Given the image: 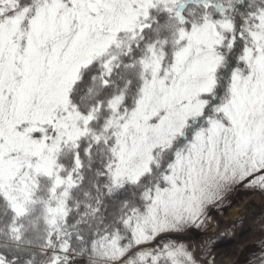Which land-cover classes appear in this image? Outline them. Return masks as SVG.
<instances>
[{"label": "snow or ice", "instance_id": "snow-or-ice-1", "mask_svg": "<svg viewBox=\"0 0 264 264\" xmlns=\"http://www.w3.org/2000/svg\"><path fill=\"white\" fill-rule=\"evenodd\" d=\"M238 190L264 197V0H0V264H233Z\"/></svg>", "mask_w": 264, "mask_h": 264}, {"label": "rangeland", "instance_id": "rangeland-1", "mask_svg": "<svg viewBox=\"0 0 264 264\" xmlns=\"http://www.w3.org/2000/svg\"><path fill=\"white\" fill-rule=\"evenodd\" d=\"M251 197L264 205V197H262L258 192L238 190L228 197V201L230 202L229 206H225L220 210L213 209L210 213L212 220L218 224L220 232H223L225 229H229L237 221L243 219V229L237 232V241L245 240L246 243L242 246L233 243L232 248L235 249V255L232 257L233 264L236 262L237 256L246 245L259 241L260 239V236H254V233H257L260 224L264 222V216H251L249 213V206H247L248 210L245 211V213H241L242 211L239 212L240 215L236 219H233L228 213L229 210L235 207L240 209L244 208L246 206V201Z\"/></svg>", "mask_w": 264, "mask_h": 264}, {"label": "water", "instance_id": "water-1", "mask_svg": "<svg viewBox=\"0 0 264 264\" xmlns=\"http://www.w3.org/2000/svg\"><path fill=\"white\" fill-rule=\"evenodd\" d=\"M246 206H249V213L251 216H264V205L256 201L253 197L246 201Z\"/></svg>", "mask_w": 264, "mask_h": 264}, {"label": "trees", "instance_id": "trees-1", "mask_svg": "<svg viewBox=\"0 0 264 264\" xmlns=\"http://www.w3.org/2000/svg\"><path fill=\"white\" fill-rule=\"evenodd\" d=\"M258 241L249 243L248 245L243 248V250L239 253L237 256V260L234 264H247V257L249 255V249L252 248L254 244H256Z\"/></svg>", "mask_w": 264, "mask_h": 264}, {"label": "bare ground", "instance_id": "bare-ground-1", "mask_svg": "<svg viewBox=\"0 0 264 264\" xmlns=\"http://www.w3.org/2000/svg\"><path fill=\"white\" fill-rule=\"evenodd\" d=\"M248 210V208H247V206H245L244 208H242V209H240V208H233V209H231V210H229V214H230V216L233 218V219H236L239 215H240V213L239 212H241V213H245V211H247Z\"/></svg>", "mask_w": 264, "mask_h": 264}]
</instances>
